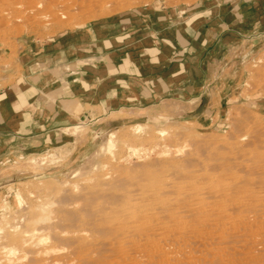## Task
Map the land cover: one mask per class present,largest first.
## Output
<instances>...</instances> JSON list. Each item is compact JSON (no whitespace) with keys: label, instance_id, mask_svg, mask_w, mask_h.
<instances>
[{"label":"rangeland","instance_id":"374dc122","mask_svg":"<svg viewBox=\"0 0 264 264\" xmlns=\"http://www.w3.org/2000/svg\"><path fill=\"white\" fill-rule=\"evenodd\" d=\"M29 1L0 0V88L20 80L22 69L31 62H34L33 70L58 67L66 75L74 72L85 86L94 70L113 76L128 72L154 75L169 82H172L171 77L184 75L187 70L188 76L190 74L187 82L191 85L185 86L184 93L177 89L171 92L170 98L187 96V102L163 101L158 108L159 117L100 121L93 126H88L86 121L76 125L67 121L64 131L67 145L59 156L50 152L19 158L14 173H7L0 181V264L10 259L9 255L20 264L28 263L33 256L42 260L41 255L31 251L36 243H48L50 235L46 227L49 224H58L60 235L84 238L86 234L84 239H92L94 233L89 227L95 222L99 225L100 221L95 217L90 219L86 213L97 208L100 197L106 193L133 192L139 183L150 185L147 174H161L176 184L178 182L174 183L173 179L177 172L185 171L190 165L202 169L219 163L221 160L217 159H224L220 148L232 142L229 147L244 152L264 151V14L256 12L264 0ZM208 6L213 7V19L219 18L221 27L212 32L213 38L199 46L198 56L203 53V57L199 62L192 61L191 76V67L187 68V62L183 61L190 49H186L187 44L183 42H173L169 34L173 31L172 24L182 25L193 12ZM139 21H144V26L149 28L142 29L144 42L136 40L124 45L122 39H117L118 47L107 42L111 32L121 38L123 32L127 34ZM228 21L238 24L227 28L223 22ZM138 46L146 50L138 61L131 57L123 61L99 58L109 52H118L121 56L123 49L127 55ZM183 52V59L176 61ZM93 54H97L98 59L91 57ZM177 80L182 79H175L169 83L170 87L174 88ZM70 136L77 139L76 144L69 143ZM10 165L13 166V161L5 166ZM249 213L240 216L245 219L251 215L245 223L240 222L239 215H232L234 219L237 216L238 220L234 221L235 225L239 224L237 229L246 223L244 227L251 229L254 222L256 225L263 222L264 228V211L262 214ZM107 215L110 216L109 211L101 214L102 217ZM232 216L228 217L229 224L233 222ZM190 220L181 219L183 222L177 223H182V228L178 224L181 229L190 228V231L195 223ZM233 225L228 228L231 229L228 234L238 231ZM207 231L212 235L216 232L212 227ZM239 232L235 233L239 237L232 236L234 245L230 249H236L230 251L234 254L231 258L235 257L232 262L249 264L251 258H248L254 253L260 261L253 255L252 262L263 264L264 237H260V241L256 237L245 241L247 236L240 232V237ZM238 240L243 249L238 246ZM248 241H259L253 251L255 244L251 246ZM158 243L154 244L157 248H165L164 243ZM243 244L246 247L249 244L250 250L247 251ZM192 250L190 257L198 256V249ZM242 250L247 252L243 255ZM237 251L238 254L242 251V255Z\"/></svg>","mask_w":264,"mask_h":264},{"label":"bare ground","instance_id":"6f19581e","mask_svg":"<svg viewBox=\"0 0 264 264\" xmlns=\"http://www.w3.org/2000/svg\"><path fill=\"white\" fill-rule=\"evenodd\" d=\"M30 2L31 0L29 3ZM232 144L233 142L230 145H227L228 147L220 148V152H223L224 154V159H217L218 161L221 160L219 163H212L213 165L206 166L202 169L200 167L198 169L194 167L192 168L191 165L188 166L187 169L182 167L185 171L181 172L180 170V172L176 173L175 178L173 179L174 183H176V181L178 182L176 184H173L171 182L172 180L164 179L165 176L153 172L154 174L150 173L147 174V177L145 176L146 179L151 182H148L150 185L138 182L139 184H136L137 186L134 185L136 188H134L135 192L133 189V192L122 191L120 193V190L118 194L112 192L102 195L100 197L101 203L98 207L93 211L86 213V216L90 219H94L95 217L100 221L99 225H96L95 222L91 227L88 226L94 233V237L92 239L90 238V240L84 239L85 237L87 238V236H85L86 234L84 235V238L79 235H60L57 233L60 229H58L59 225L49 224L46 229L50 235V241L47 239V235L46 239L48 240V243H36L37 245H32L33 249L31 253H35L37 256L41 255L42 260H36V258L34 259V256L31 255L33 257L28 260L29 262L26 264H38V262L41 261L43 264L238 263V260H235L236 263L235 261L234 263L232 262V259L235 257L231 258L234 256L231 252H235L236 250L234 249V251H231L233 248L231 245H234L232 236L236 235V232H239V230L248 223L244 226H239L240 228L237 229L239 222H236L238 225H235L234 223L237 216L236 219H234L232 215H239L240 222L244 221L245 223L247 216L251 215L246 216L244 214V216H246L244 219L243 217H240L241 214H247V212H254L257 214L263 213L264 151L256 152L252 150L251 152H244L241 151L242 149L238 150L229 147ZM110 207L113 208L110 210ZM105 211H109L110 216L107 215L106 217H102L101 214ZM229 215L232 216L230 218H233V222L232 219L231 222L236 227L231 222V224L228 223ZM255 215L252 214L255 219H258L259 217L256 218ZM181 219H192V222H195L194 226H192L193 228H191L190 231H188L190 228L187 230L181 229L182 223H177V221L179 222ZM210 220L213 221V223H211L213 225L209 224ZM247 221L249 220L246 219V222ZM251 221L252 220H250V223ZM254 223L255 225L252 223L253 226L251 229L249 226L247 228L244 227L243 230L241 229L242 232L240 230L242 234L244 232V236L248 237L243 240L246 241V239H249L252 241L253 239L258 238L260 241V239L262 240L260 237H264L263 222L262 224L260 223L261 225L257 223L259 226L256 225V222ZM178 224L181 225V228ZM184 224H186V222ZM190 224L191 223H189V225ZM189 225L187 227H189ZM232 225L238 230L235 231L236 234H228V231L231 230L228 228H231L230 226ZM209 226L212 227L213 230H216L215 234L213 233L214 236L212 233H209L212 231L211 229V231H207V229L210 228ZM176 227H179L180 230ZM183 227L185 228L184 225ZM43 229H45V227ZM77 229H79L78 226ZM231 232L233 233V231ZM33 238L34 236L32 237V240ZM158 241L164 243V249L157 248V245H154L155 242L158 243ZM259 241H255L254 243L250 242L252 243L251 246L255 243L257 244ZM235 242H237V240ZM245 243V245H247V242ZM158 244L161 243L159 242ZM238 244V246H242L241 242ZM256 244L252 246V248L255 247ZM245 245L244 248L246 247ZM248 247H246L247 251L250 250ZM192 248L194 250L196 248L198 249V252H196L198 253V256L195 255L193 256L194 258H191V254H189L190 251L191 253L193 252ZM239 248L241 249V247ZM253 250L254 248L252 251ZM13 252L14 254L16 253L15 251ZM245 252L243 251L242 254L244 255ZM11 253L12 251L9 254ZM253 255L251 254V257H247L248 259L251 258V260L248 261L249 264H256L260 261L254 255L257 258L256 260L259 261L252 262L255 260V258H253L254 260L252 259ZM256 255H258V252H256ZM26 257L27 256H25V258ZM239 257L236 259H239ZM9 258L10 259H5L4 264L19 263H15L10 255ZM210 258L211 261H208ZM261 258L262 256L260 259ZM241 260L243 261L244 258Z\"/></svg>","mask_w":264,"mask_h":264},{"label":"crops","instance_id":"0c3cea01","mask_svg":"<svg viewBox=\"0 0 264 264\" xmlns=\"http://www.w3.org/2000/svg\"><path fill=\"white\" fill-rule=\"evenodd\" d=\"M218 9L220 13L221 10ZM213 11L212 6L201 8L200 11L193 12L182 25L172 24L173 31L169 34V39L173 42H183L187 44L186 49L191 50H188L185 60L182 58L184 52L175 60L183 59L187 62L186 67H191L189 71L191 76L192 61L196 59L199 62L203 57V53L198 56L199 46L205 40L213 38L212 32L221 27L220 19H213ZM256 12L264 14V1L256 8ZM136 23L127 34L123 32L124 36L121 38L111 32L107 42L112 43L113 47H118L117 39H122L124 45L136 40L139 42L145 40L142 29L149 28L144 26V21ZM223 23L227 28H233L238 24L232 21ZM262 27L264 28V25ZM139 48L141 47L138 46L137 49H133L136 51L127 55L123 53V49L121 56L118 52H109L100 57L97 54L91 57L119 61L136 58L138 61L141 53L146 51L145 48L143 50ZM33 65L34 62H31L28 67L22 69L20 80L3 89L0 88V181L7 173L10 175L14 173L19 158L40 156L50 152L54 156H59L67 145L64 134L67 121L74 125L86 121L88 126H93L100 121L117 122L159 117L161 113L158 112V108L163 101L187 102V96L170 98V95L176 89L177 92L184 93L185 86L191 85L187 82L190 79L187 70L184 75L171 77L172 82L154 75L140 76L128 72L122 76H113L108 72L99 74L94 70L85 86L76 78L74 72L66 75L58 67L33 70ZM175 66L178 68V63H175ZM179 77L182 80H177L174 88L170 87L169 83H173ZM68 140L69 143L76 144L77 139L70 136ZM10 161H13V166L6 167Z\"/></svg>","mask_w":264,"mask_h":264}]
</instances>
